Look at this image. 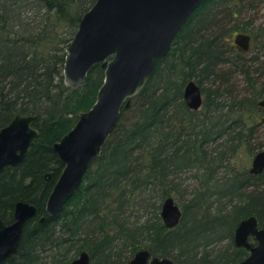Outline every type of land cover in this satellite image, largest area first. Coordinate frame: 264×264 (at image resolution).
Returning a JSON list of instances; mask_svg holds the SVG:
<instances>
[{
	"label": "trees",
	"instance_id": "16d2710c",
	"mask_svg": "<svg viewBox=\"0 0 264 264\" xmlns=\"http://www.w3.org/2000/svg\"><path fill=\"white\" fill-rule=\"evenodd\" d=\"M205 1L190 16L193 24L180 30L145 85L121 109L79 191L48 216L45 201L63 167L53 143L92 105L104 78L95 65L75 90L63 80L66 48L94 0H0V128L16 114H32L39 131L18 165L0 170V216L10 222L17 200L36 206L17 252L0 264H70L80 250L89 252L93 264H126L142 247L171 257L174 264H235L244 258L247 251L234 245V228L251 214L264 225V189H257L264 171L232 176L213 192L209 182L217 163L210 169L207 164L224 154L233 167L230 159L247 148L248 128L242 127L243 135L229 130L225 119L217 125L216 115L200 116L183 99L190 76L201 84L225 59L218 42L194 33L205 22L210 0ZM203 89L207 95L209 89ZM218 129L226 146L218 151L214 147L210 159L207 145L216 142ZM259 146L249 147L248 154ZM192 165L202 170L200 188L206 190H197L190 204H184L178 224L167 228L159 216L160 200L169 194V182ZM214 193L227 197L229 206L221 200L214 209L212 202L203 205ZM135 205L145 215L131 219ZM222 238L230 239L227 247H210Z\"/></svg>",
	"mask_w": 264,
	"mask_h": 264
},
{
	"label": "water",
	"instance_id": "95a60500",
	"mask_svg": "<svg viewBox=\"0 0 264 264\" xmlns=\"http://www.w3.org/2000/svg\"><path fill=\"white\" fill-rule=\"evenodd\" d=\"M205 0H94L81 15L66 48L63 80L75 90L84 84L89 70L100 65L104 78L92 105L79 112L73 126L53 143V151L63 163L45 201V212L53 216L78 190L89 163L96 158L115 127L121 109L145 85L158 63L166 56L180 30ZM247 39L237 34L235 40ZM184 100L190 107L201 102V91L194 80L187 81ZM264 103V99L260 102ZM32 114H16L0 128V170L15 167L38 137ZM264 168V149L255 153L250 171ZM34 204L19 200L14 205L13 221L0 216V261L17 251L24 223L34 216ZM182 210L171 195L160 206L167 227L180 221ZM44 216L40 217L42 221ZM235 246L247 254L235 264H264V225L251 214L234 228ZM137 250L127 264H173L168 256L150 255ZM71 264H91L82 250Z\"/></svg>",
	"mask_w": 264,
	"mask_h": 264
},
{
	"label": "flooded vegetation",
	"instance_id": "af4514ba",
	"mask_svg": "<svg viewBox=\"0 0 264 264\" xmlns=\"http://www.w3.org/2000/svg\"><path fill=\"white\" fill-rule=\"evenodd\" d=\"M259 6H260V3H257L254 7H252V13L254 14L256 11L254 16L243 20L241 23L237 22L236 26L233 25V27L231 28L233 33L230 35L222 31L223 29H228V26L226 28L220 27L218 28L219 30H217V28L213 26V28H208L206 33L202 32L201 30L207 25V21H206L207 18L204 20L205 21L204 23L202 24L199 23V25L194 28V31H195L194 33L196 36H201V35L209 36L212 39H214L215 42H218V45H220L219 51L225 55V59L217 62L216 64V68L218 67L219 72H217L215 68L214 74L210 75L209 77L207 76L201 84H199L196 81V78L194 76H190L184 84V87H185L187 81L192 79L196 82V84H198L200 91H201V102H200V105H198L197 107L188 106L186 101L184 100V103L189 110L194 111L200 116L203 115V113L205 112L216 115L218 117V119H216L218 120L217 125L220 122L222 123L223 120L225 119V124L231 125L229 130L231 128H234L235 132L240 131L241 134H243L244 129H245V128L243 129L242 127H247L248 128L246 131L247 138L245 137L246 138L245 144L247 148L240 146L241 148L248 149L250 146L254 148L255 145L260 144V146L255 150V152L251 156L250 164L247 166L245 175L247 173L258 175L264 171V168L259 173H253L250 171L252 158L254 157L255 153L259 150L264 149L263 147L264 139L263 140L258 139V136L264 135V103L263 104L260 103L264 99V15L262 17H255V16H260V12L258 11ZM240 11H237V13H240ZM231 12L232 14L235 13V11L233 10H231ZM189 19L190 17L186 21L185 25L189 22ZM258 19L260 20L257 22ZM237 34H244L247 36V39H241V40L239 39L238 41H236L235 37ZM242 82L243 84L240 85ZM222 84H225V87H223L224 90L222 89ZM184 87H183V92H184ZM204 87H207L209 89L207 95L203 89ZM222 91L223 92L225 91L226 93H228L230 98L221 97ZM253 101H254V104H253ZM238 105L240 107H238ZM220 130L221 129L217 130L218 134ZM226 131H228V129ZM224 140H225L224 133L221 132L219 134V137H217L216 139V146L214 147L217 150H223V148L226 146L224 144L225 143ZM238 150H240V148ZM223 158H225L224 154L220 156V160H217L220 162L216 164L217 168L220 167V164L224 160ZM84 175H83V178H84ZM83 178H82V181L80 183L78 190H76L73 195H75L79 191L83 183ZM263 180H264V177H263ZM262 183H264V181ZM166 196H164L162 200ZM23 201H26V200H23ZM160 206H161V203H160ZM13 210H14V206H13ZM44 210H45V206H44ZM34 216H32L31 218H33ZM159 216H160V209H159ZM12 221L13 219L10 222ZM161 221H162V218H161ZM10 222H7V223H10ZM165 227L167 226L165 225ZM167 228H173V227H167ZM139 249H147V248L142 247V248H138L137 250ZM81 251L82 250H80L72 259L77 257ZM136 251H134V253ZM150 255L152 256L153 254L151 253ZM131 257L128 258L127 262L129 261ZM72 259L70 260V264H71ZM89 261L91 264H93V259L91 258L90 254H89ZM173 264H174V261H173Z\"/></svg>",
	"mask_w": 264,
	"mask_h": 264
},
{
	"label": "rangeland",
	"instance_id": "374dc122",
	"mask_svg": "<svg viewBox=\"0 0 264 264\" xmlns=\"http://www.w3.org/2000/svg\"><path fill=\"white\" fill-rule=\"evenodd\" d=\"M206 2V1H203ZM257 3H260V6L258 8V11L260 12V16L255 17H262L264 15V0H232V1H224V0H210L206 6H205V14H206V21L207 25L201 30L202 32L206 33L208 28H213L215 26L217 30L220 27H227L228 29H223L222 31L226 32L228 35L232 34L233 31L231 28L237 25L238 23H241L243 20L250 18L255 15V13H252V7H254ZM231 10L235 11V13L232 14ZM241 10V11H240ZM196 11V9H195ZM194 11V12H195ZM237 11H240V13H237ZM257 11V12H258ZM236 15V16H234ZM209 20V21H208ZM260 19L257 20V22ZM210 23V24H209ZM193 19L189 21L186 25H192ZM217 72H219L218 67L216 68ZM243 82L240 84L242 85ZM225 87V84H222V89ZM224 90V89H223ZM223 98H230L229 94L225 91H222ZM258 136V135H257ZM258 139L263 140V136H258ZM214 146H216L215 143H211L207 145L208 151H209V158L211 159V156H215L214 153L211 152V150L214 149ZM252 149V146H250ZM264 147V146H263ZM241 149V148H240ZM218 151V150H217ZM248 149L243 148L239 151V154L235 155L233 159H230L232 161V164L234 165L232 167L229 159H224L222 163L220 164V167L217 168L215 166V169L211 173V180H210V189L212 191L217 188L220 184H224L225 180L229 179L232 176L237 175L240 178H243V176L246 173L247 166L250 164L251 156L248 154ZM254 153V151H253ZM249 155V160H247ZM216 162L217 164L220 163L217 160H214L213 163L207 164L208 169L212 167V164ZM202 170L195 166H190V168H186L183 171L180 172L179 176L175 178L174 180L170 181L168 184V190L169 194L171 195L174 200L180 205L182 211L184 204H190L193 195L197 192V190L205 191L206 188H200L201 182H202ZM204 183V182H203ZM202 183V184H203ZM257 189H264V183L257 186ZM214 192V191H213ZM209 193V192H208ZM167 195V196H168ZM221 193H214L210 196L206 197L204 199V203L212 202L210 207L216 208V205L219 200L223 202L226 206H229V202H225L227 197L222 196ZM162 199L160 200L161 203ZM131 219L134 218L136 215L142 214L143 210L141 207L135 205L134 207H131ZM145 215V211L143 212ZM150 214V213H148ZM230 243V239L228 238H222L220 241H216L210 245L213 249H223L228 246Z\"/></svg>",
	"mask_w": 264,
	"mask_h": 264
}]
</instances>
